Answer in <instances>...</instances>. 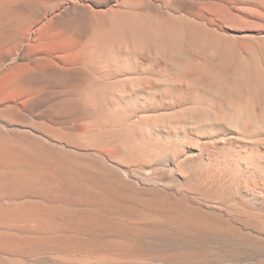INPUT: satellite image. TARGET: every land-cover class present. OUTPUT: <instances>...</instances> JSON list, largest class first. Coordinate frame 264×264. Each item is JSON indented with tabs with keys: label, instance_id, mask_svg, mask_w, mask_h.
<instances>
[{
	"label": "bare ground",
	"instance_id": "6f19581e",
	"mask_svg": "<svg viewBox=\"0 0 264 264\" xmlns=\"http://www.w3.org/2000/svg\"><path fill=\"white\" fill-rule=\"evenodd\" d=\"M155 1L167 2V11L195 17L210 14L203 9L207 6L217 8H207L216 16L240 15L230 10L235 0ZM145 2L0 0V264H211L215 259L231 264L240 253L251 252L246 247L242 252L204 253L168 249L180 242L183 229L224 232L228 228L217 219L219 215L187 206L183 197H171L163 186L138 177L134 167L118 159L116 147L96 144V135L88 128L86 89L94 80L88 71L94 51L102 44L97 50L98 65L108 73L118 67V51L126 41L112 32L99 46L101 38L96 34L118 13L139 9L163 16L166 6L150 8ZM258 2L264 5V0ZM248 50L254 56L253 48ZM209 89L206 93L218 110L216 94ZM236 100L232 98L227 114L198 100L179 122L159 115L150 128L156 135H176L180 125L211 127L215 123H209L210 119L227 116L229 126L244 128L254 118V134L264 131V103L256 118L255 112H249L252 108L240 113L244 99L241 108ZM137 136L136 143L141 145L144 138ZM257 248L264 253V243Z\"/></svg>",
	"mask_w": 264,
	"mask_h": 264
},
{
	"label": "rangeland",
	"instance_id": "374dc122",
	"mask_svg": "<svg viewBox=\"0 0 264 264\" xmlns=\"http://www.w3.org/2000/svg\"><path fill=\"white\" fill-rule=\"evenodd\" d=\"M144 1L150 8L166 6L161 10L163 16L139 9L121 13V16L118 13L110 19L105 30L96 34L97 39L101 38L99 46L103 37L112 32L117 33L119 40L125 38L126 41H122L125 42L122 43L123 50L118 51V67L108 73H103L98 65L97 50L102 44L94 51L95 59L88 69L94 80L91 79L93 82L86 89L90 105L88 128L96 135V144L116 147L118 159L134 167L138 177L163 186L170 191L171 197H183L187 206L215 217L219 215L217 219L228 228L224 232L183 229L180 242L176 246H167L168 249L204 253L239 249L242 252L246 247L252 253H240L238 260L231 264L264 262V253L257 251L264 243V131L254 134L251 125L254 118L245 120L244 128L229 126L227 116L217 121L210 119L209 123H215L211 127L180 125L178 135H156L150 128L159 115L179 122L194 103L202 102L207 107L210 104V108L212 105L216 109L214 98L206 93L209 87L211 91L215 87L212 92L216 94L218 110H225L227 114L226 108L233 105L231 100L236 97L239 108L245 103L243 110L238 108L240 113L252 108L254 111L249 112L260 116L264 106H261L264 103V5L258 0H235V7L230 10H238L239 16H216L210 11L217 8L207 6L203 9L210 14L205 12L195 17L186 12L167 11L169 7L164 1V6L162 1L152 0L155 4L151 0ZM238 5L241 10L236 8ZM243 48L245 52L241 50ZM246 49H251L255 57L248 55L251 53L250 50L246 53ZM197 99L200 102H195ZM97 126H103V129ZM135 136L143 137L144 142L141 140L138 146ZM191 234L192 238L188 239ZM210 262L227 264V261L223 263L216 259Z\"/></svg>",
	"mask_w": 264,
	"mask_h": 264
},
{
	"label": "snow or ice",
	"instance_id": "6c2138e0",
	"mask_svg": "<svg viewBox=\"0 0 264 264\" xmlns=\"http://www.w3.org/2000/svg\"><path fill=\"white\" fill-rule=\"evenodd\" d=\"M163 66H161V68H162Z\"/></svg>",
	"mask_w": 264,
	"mask_h": 264
}]
</instances>
